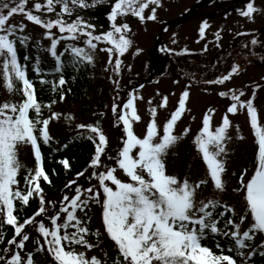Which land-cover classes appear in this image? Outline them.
<instances>
[{
    "label": "snow or ice",
    "instance_id": "1",
    "mask_svg": "<svg viewBox=\"0 0 264 264\" xmlns=\"http://www.w3.org/2000/svg\"><path fill=\"white\" fill-rule=\"evenodd\" d=\"M161 2L114 0L109 16L111 30L96 34L95 25L82 17L76 16L70 22L65 19V16H73L77 6H94L88 0H45L44 4H34L36 12L46 10L55 13L56 19H42L33 10L26 11L27 0H14L13 3L0 0V74L6 90L11 95L19 93L22 97L19 102L9 100L0 103V228L4 224L14 228V235L7 240V244L15 246L14 249H3L8 255H0V264H38L36 256L43 253L47 254L51 264H108L106 259L102 261L95 255L88 257L86 254L96 246L89 242L88 237L99 239L101 236L99 229H90L91 217L88 213L93 204L101 206L102 224L117 253L111 264H254L255 257L264 258V242L253 245L257 234H264V123H261L253 103L255 92L247 100L242 99V90L219 92L221 97L230 95L231 100L222 123L215 130L212 129L215 109H209L202 118V128L193 140L206 163L214 190L224 192L226 182L223 176L227 171V141L230 139L228 131L232 126L228 114L234 115L246 109L255 136L256 155L252 174L249 176L248 169H243L238 177V186L233 189L245 205L240 213L218 196L207 200L197 199L198 191L208 184L207 179L190 181L188 176L179 177L167 170L169 150L181 136L186 137L191 131L190 127H185L181 136L174 134L177 122L187 110L190 93L186 89L181 94L178 106L163 125L162 133L156 120L157 108L149 109L152 118L143 138L135 133L133 127L134 122L141 120L136 105L138 97L132 94L126 103H113L111 112L123 128L122 147L114 156L106 154L108 137L99 123L79 124L78 128L87 129L90 133L87 139L94 145V154L89 163L93 171L86 179L94 178L98 186L83 188L77 185L76 180L69 181L65 188L71 189L73 194L63 195L58 207L53 204L56 208L54 214H48L41 180L47 184L52 181L43 164L41 145L51 143L53 137L49 125L60 119L61 114L51 111L57 101L52 100L44 105L38 100L35 83L29 79L26 65L21 64L18 58L17 41L26 46L30 40L27 35L17 36V32H24L26 25L9 24L10 19L15 14H24L29 22L46 30L45 35L51 40L47 51L55 59L57 73H62L65 66L63 53L57 51L60 41L75 42L86 37L84 47L69 43L64 48V53L71 55L73 66L94 63V51L100 44H106L107 47L99 50L108 53L107 63L113 64V71L119 74L123 64L120 57L129 51L134 41L130 36V25L118 23V18L131 14L140 21H155L156 7L161 6ZM57 5L60 6L59 12L56 11ZM150 5L156 7L150 8ZM146 9H150V14H145ZM255 12L254 4L248 3L247 10L242 11L241 15L251 19ZM208 27L207 21L202 23L199 29L201 37ZM54 28L58 29L59 37L52 32ZM251 43L255 45L257 41L252 40ZM140 52L142 49L137 48L136 53ZM239 68V65L232 66L228 74L207 83L222 85ZM34 70L40 72L38 61ZM40 82L49 83L43 79ZM51 83L53 91H57V83ZM65 84L66 80L61 74L58 85ZM59 99L63 101L65 93L60 92ZM148 103L152 104V101ZM167 103L168 97L163 96L159 106L166 107ZM44 108L50 112L47 118L43 116ZM236 127L239 129V125ZM239 138L244 137L241 135ZM20 145L31 146L36 162L34 169H24L21 164L18 158ZM60 163L65 168L70 167L67 159ZM22 169L26 174L21 179ZM118 170H122L128 179H120L116 174ZM86 171L78 172L77 177H84ZM21 182L25 185L24 189L20 187ZM34 197L38 198L37 210L21 222L14 214L16 202L22 207L28 206ZM46 216L50 226H46ZM245 223L249 227L242 230ZM27 226H33L39 233L32 251L26 250V242L30 241V235L25 230ZM217 237L225 239L226 245L222 246ZM209 239L213 240L219 254L204 243ZM0 240H3L2 233ZM225 248L234 255L224 254ZM22 251L25 255L21 254ZM104 256L107 257V253Z\"/></svg>",
    "mask_w": 264,
    "mask_h": 264
},
{
    "label": "rangeland",
    "instance_id": "2",
    "mask_svg": "<svg viewBox=\"0 0 264 264\" xmlns=\"http://www.w3.org/2000/svg\"><path fill=\"white\" fill-rule=\"evenodd\" d=\"M198 1L199 3L196 4ZM231 1L233 2V0ZM237 1L239 2L235 6L239 8L240 13L231 12L224 14L227 13L223 8V3L226 0H216L211 4H204L202 0H162L161 6L150 5V8L156 7L157 19L155 21H140L138 17L131 14L119 17L118 23H128L130 25V36L134 41L129 51L120 57L123 61L120 73H115L113 71L114 65L107 63L108 53L99 50V48L107 47L108 45L100 44L93 53L94 63L91 64L94 78L93 89H90V95L85 101L73 104L63 101L56 107L60 111L68 110L72 114V119L68 123L60 119L50 123L49 130L53 139L62 140L74 132L82 131V129L78 128V125L91 124L98 110L96 105L103 98H107L105 107L100 109L104 113L101 127L108 137L106 154L114 156L119 148L122 147L123 128L122 124H118L116 116L111 112L113 103H126L132 94L138 97L136 105L141 120L134 122L133 127L135 133L143 138L146 134V126L152 118L149 109L151 107L157 108L156 120L162 133L163 125L170 118L171 112L178 106L182 92L187 89L190 93L186 102L187 110L177 122L174 134L181 136L185 127H190L191 131L188 136H181L169 150L166 158L167 170L170 174H176L179 177L188 176L190 181L207 179L209 182L198 191L197 199L207 200L210 197L218 196L222 202L234 206L237 212L240 213L245 208V205L240 195L235 193L233 189L238 186V177L243 169H248L249 176L252 174L256 155L255 136L250 126V118L246 109L240 110L234 115L228 114L232 126L228 131L230 139L227 141V171L223 176L226 182V190L224 192L214 190L213 183L208 176L206 163L202 159V154L193 143L194 137L202 128V118L209 109H215L211 122L212 129L215 130L222 123V117L230 106L231 100L230 95L221 97L219 95L221 91L242 90L244 92L243 100L252 98V93L255 92L253 103L258 110L261 123H264V45L262 44L264 43V37L260 36L261 32L264 33V0ZM7 2L13 3L14 0H7ZM37 2L44 4L45 0H27L26 11L33 10L34 14L41 15L42 19L57 18L55 13H48L46 10L36 12L34 4ZM247 2L253 3L257 9L251 19L241 15L242 11L247 10V7L244 6ZM88 3L94 4V6L89 8L77 6L73 16L71 18L65 16V19L70 22L76 16L82 17L84 21L95 25L96 34L111 30L109 16L114 0H103V2L88 0ZM233 5L230 4L229 7L232 8ZM56 11H60L59 5H57ZM188 13L191 14L187 15ZM145 14H150V9H146ZM205 21H207L209 27L205 30L204 36L201 37L199 29ZM21 23L26 25L24 33L30 37V46L39 43L47 51L51 40L46 37V30L33 22H29L26 16L20 13L15 14L9 21V24L15 25ZM52 32L59 37L58 29L54 28ZM217 34H219V39H217ZM244 34L248 35L242 36ZM239 37H241L240 41ZM85 39L86 37H81L75 42L61 40L57 49L63 52L69 43L84 47ZM252 40H256L257 43L255 45L252 44ZM137 48L142 49V52L137 54ZM224 50H228V52H223ZM155 51L165 53L166 72L157 75L155 73L152 74L154 71L150 70L151 75H147L148 78L144 82L156 79L152 83H144L141 78H138L137 74L148 63L153 62L156 65L152 57ZM220 53L224 54L226 58H224L225 56L220 57ZM182 56L185 57L184 60L186 62L180 65L179 70L174 69L168 61L173 59V57L180 61ZM203 57L206 58V66H213L215 70L219 68V64L221 66L222 72L213 80L228 74L232 66L239 65V71L222 85L207 83L210 80L204 75L194 73L193 67L188 62ZM259 58L262 61L258 62ZM148 59H151V62H147ZM198 62L199 60L196 61L195 66H198ZM4 84L5 81L2 74H0V103L9 100L14 102L21 101L22 97L18 94L11 95ZM141 85L144 86L141 87ZM96 91L101 92L93 96ZM163 96L168 97L166 107L159 106ZM140 97L142 99H139ZM150 100L152 104L148 103ZM85 105L89 106L87 112L85 111ZM237 125H239V129H237ZM241 135L244 137L243 139L239 138ZM18 158L21 164L32 165L34 153L31 146L20 145ZM92 171L93 169L89 167L84 177H77L75 179L77 185L83 188L92 185L98 186V182L94 178L91 180L86 179ZM116 174L122 180L128 179L122 170H118ZM72 194L70 189L68 195L71 196ZM62 197L45 198L49 215L54 214L56 208L53 207V204L58 207L62 202ZM88 215L91 217L95 229H99L101 236L99 239L90 240V243L96 246L88 250L86 254L88 257L95 255L102 261L106 259L108 264H111L117 253L102 224L101 206L93 204ZM44 220L46 226H50L47 216L44 217ZM247 227H249V224L245 223L242 226V230H246ZM25 230L30 235V241L26 242V250L32 251L34 250L35 239L39 238V233L33 226H27ZM261 242H264V234H257L254 246ZM14 247V245H11V248L14 249ZM104 253H107V257L104 256ZM21 254L25 255V252L22 251ZM4 255L7 256L8 254L5 253ZM36 259L38 264H51L46 253L38 254ZM261 259L263 258L257 256L254 258V262H258Z\"/></svg>",
    "mask_w": 264,
    "mask_h": 264
},
{
    "label": "trees",
    "instance_id": "3",
    "mask_svg": "<svg viewBox=\"0 0 264 264\" xmlns=\"http://www.w3.org/2000/svg\"><path fill=\"white\" fill-rule=\"evenodd\" d=\"M216 0H202V3L204 4H211L215 2ZM239 1L233 0H226V2L223 3V8L225 12H227L230 9L236 8L235 4H237ZM230 4H234L232 8L229 7ZM248 4V2L246 3ZM245 4V5H246ZM239 9V8H236ZM20 35H26L24 32L17 33V36ZM248 34H244L242 36H245ZM241 36V37H242ZM260 36L264 37V33L261 32ZM239 37V41L240 38ZM15 39L16 37H12ZM264 45V43H262ZM17 51H18V58L21 64L26 65L27 67V74L29 79H31L36 86L37 90V98L38 100L46 105L50 101L55 100L57 103H55L52 106L51 111L60 113V120H63L64 122H70L71 119L69 117H72V114L68 111H60L56 109V107L63 101H67L69 104L78 103L81 101H85L88 96L90 95V89H93L94 85V78H93V68L92 65L85 62L81 64H77L73 66L71 63V55L69 53H64L58 51V53H63L62 60L64 61V69L62 73H57L55 71V59L51 56V54L48 51H45L44 48L39 44L35 43L30 46V43L28 41L26 46H22L19 41H17ZM223 52H228V50H224ZM254 52V51H253ZM163 52H156L154 53V62L156 65L151 62V59H148L146 62L145 68L139 72L138 78H141V80H146L148 78L147 75H151V71L153 70L155 74L159 75L166 72L165 67V58ZM221 54V53H220ZM219 54V55H220ZM256 54V53H253ZM224 54H221L220 57H224ZM28 57L27 60L24 58ZM262 57V56H261ZM184 56H182V59L180 61H177L175 57L168 61L170 64H172L173 68L176 70H179L180 65L182 63H185ZM226 58V56L224 57ZM198 66L196 65V61H198ZM37 61L39 62L40 72H35L34 68L37 65ZM208 61V57H207ZM189 65L193 67V72L197 74L204 75L207 79L213 80L215 79L221 71V66L219 64V68L215 70V67L213 66H206V58H197L191 61H188ZM63 75L66 84L64 86L58 85V79L60 75ZM41 79L48 81L49 83H41ZM156 79V78H155ZM57 83V91H53L52 83ZM19 86V85H17ZM70 90V91H69ZM100 90V89H99ZM60 92L65 93V99L61 101L59 99ZM101 91H96L95 94L100 93ZM20 95L19 93H17ZM21 96V95H20ZM107 99V98H106ZM106 99H102L97 105L96 108L98 109L95 113V117L91 124L99 123L101 125L103 120V111L100 109H103L105 107ZM89 109L88 105H85V111L87 112ZM44 118H47L50 115V112L47 108H44L42 110ZM52 123V122H51ZM90 133L87 131V129H82V131H77L71 134L70 136H66L65 139L59 140V139H52L51 143L44 145H41V150L43 154V164L45 167V170L47 174L49 175L52 183L47 184L43 180H41V187L44 188V196L45 198L53 197V196H63L65 194H69L70 189L65 188V185L69 183V181L75 180L77 178V173L81 171H85V169L89 168L90 160L94 154V145L93 143L87 139V136ZM64 145H67V147H64ZM63 159H67L69 161V168H65L60 161ZM24 166V169H34L36 167V162L32 163V165L28 164H22ZM24 169L20 172V177H22L26 174ZM21 189H24L25 185L23 182H21L20 185ZM75 187V185L73 186ZM38 207V198L34 197L30 199L28 206H21L20 203L16 202V211L14 212L15 215L18 216V219L22 222L24 218H28L34 214V212L37 210ZM222 210V209H221ZM223 227V223L220 225ZM90 229L92 231H95V227L93 225V222L91 220ZM0 233L3 234V240H0V255H4L6 252L3 251L5 248H11V245L7 244V240L11 239L14 235V228L12 226H9L7 224H4L2 228H0ZM89 242L91 239L96 240L97 238L94 236L88 237ZM216 240L223 246L226 245L225 239L221 237H217ZM204 243L213 249V251L218 250L215 248V244L213 240L209 239L204 241ZM255 241L253 242L254 245ZM219 254V253H218ZM224 254H231L230 252H224ZM254 264H264V258L261 259L258 262H254Z\"/></svg>",
    "mask_w": 264,
    "mask_h": 264
}]
</instances>
